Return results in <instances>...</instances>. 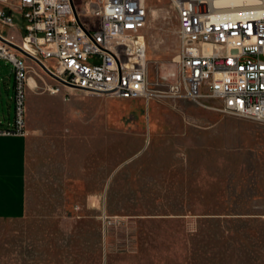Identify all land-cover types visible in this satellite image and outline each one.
<instances>
[{
    "label": "rangeland",
    "instance_id": "1",
    "mask_svg": "<svg viewBox=\"0 0 264 264\" xmlns=\"http://www.w3.org/2000/svg\"><path fill=\"white\" fill-rule=\"evenodd\" d=\"M149 76L180 45L167 0H146ZM24 33L21 13L4 6ZM91 22V18H84ZM27 208L0 218V264H264V125L202 98H63L26 58ZM0 117L14 70L0 59ZM167 89L166 85L159 86Z\"/></svg>",
    "mask_w": 264,
    "mask_h": 264
},
{
    "label": "built area",
    "instance_id": "2",
    "mask_svg": "<svg viewBox=\"0 0 264 264\" xmlns=\"http://www.w3.org/2000/svg\"><path fill=\"white\" fill-rule=\"evenodd\" d=\"M178 21L179 49L173 79L151 80L143 30L146 0H0V59L14 70V117L0 135L27 134L26 55L55 81L51 94L77 93L122 99L214 98L224 113L264 125V0L216 4L167 0ZM22 14L24 33H8ZM84 18H91L87 22ZM166 85L167 89L159 86Z\"/></svg>",
    "mask_w": 264,
    "mask_h": 264
},
{
    "label": "crops",
    "instance_id": "3",
    "mask_svg": "<svg viewBox=\"0 0 264 264\" xmlns=\"http://www.w3.org/2000/svg\"><path fill=\"white\" fill-rule=\"evenodd\" d=\"M10 123L0 117V127ZM27 146L26 135H0V218H21L26 213Z\"/></svg>",
    "mask_w": 264,
    "mask_h": 264
},
{
    "label": "water",
    "instance_id": "4",
    "mask_svg": "<svg viewBox=\"0 0 264 264\" xmlns=\"http://www.w3.org/2000/svg\"><path fill=\"white\" fill-rule=\"evenodd\" d=\"M12 46L14 47V48H16L17 50H19L21 53H23L24 55H26L27 57H29V58H31V59H34L33 58V56H31L30 54H28L27 52H25L24 50H22L21 48H20V46H18V45H16V44H12ZM38 62V64H39V66L46 72V73H48L49 75H51L52 77H54V78H56L57 80H59V81H61L58 77H56V76H54L53 74H51L50 72H49V70L40 62V61H37Z\"/></svg>",
    "mask_w": 264,
    "mask_h": 264
},
{
    "label": "bare ground",
    "instance_id": "5",
    "mask_svg": "<svg viewBox=\"0 0 264 264\" xmlns=\"http://www.w3.org/2000/svg\"><path fill=\"white\" fill-rule=\"evenodd\" d=\"M241 1L242 0H214V2L216 4H223V3H229V2L236 4V3H239ZM34 85H35V80H34L33 76H29L28 77V86H29V88L33 87Z\"/></svg>",
    "mask_w": 264,
    "mask_h": 264
}]
</instances>
